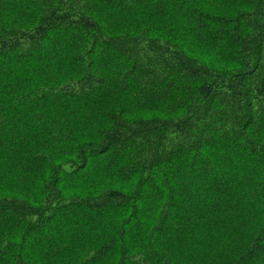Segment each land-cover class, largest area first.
<instances>
[{
  "label": "trees",
  "instance_id": "trees-1",
  "mask_svg": "<svg viewBox=\"0 0 264 264\" xmlns=\"http://www.w3.org/2000/svg\"><path fill=\"white\" fill-rule=\"evenodd\" d=\"M0 264H264V0H0Z\"/></svg>",
  "mask_w": 264,
  "mask_h": 264
}]
</instances>
